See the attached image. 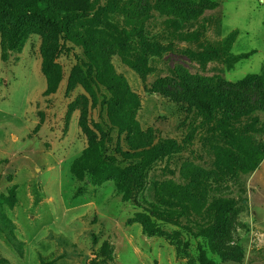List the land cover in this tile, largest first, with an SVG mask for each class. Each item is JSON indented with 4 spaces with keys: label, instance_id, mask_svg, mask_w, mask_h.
Returning <instances> with one entry per match:
<instances>
[{
    "label": "rangeland",
    "instance_id": "1",
    "mask_svg": "<svg viewBox=\"0 0 264 264\" xmlns=\"http://www.w3.org/2000/svg\"><path fill=\"white\" fill-rule=\"evenodd\" d=\"M51 1L87 9L0 12V264H264V0ZM183 84L231 92L240 146Z\"/></svg>",
    "mask_w": 264,
    "mask_h": 264
},
{
    "label": "trees",
    "instance_id": "2",
    "mask_svg": "<svg viewBox=\"0 0 264 264\" xmlns=\"http://www.w3.org/2000/svg\"><path fill=\"white\" fill-rule=\"evenodd\" d=\"M86 6L78 4L74 7H63L54 4L51 0H0V12L8 17H12L15 20H19L24 17H34L42 23L50 26L55 35H65L68 30L69 24L76 20L79 16L85 14ZM246 58V56H244ZM182 80H179L181 82ZM264 79H258L253 81L255 84L263 82ZM175 81L173 79H163L159 81V85L163 88L169 87ZM248 84H237L232 87L236 90L232 93L242 94L245 92ZM259 86V95L263 97L264 100V87ZM183 88L187 89V93L190 95L193 102L198 106V108L205 114L212 116L214 113V106L224 108L225 119L220 122L222 132L231 140V143L239 145L236 142L234 135L229 131L231 121L233 125H251L254 124V120L249 119L250 116L247 113H243L242 109L236 108L231 100V92L226 91V89H210L202 88L199 91L192 90L188 86L183 84ZM196 91V92H195ZM246 100V98H245ZM262 101V100H261ZM240 117V118H239ZM244 118V120H243ZM227 124L228 126H225ZM126 160H132V167L128 168V171L135 174H142L145 169L152 164L158 158V150L148 151L140 154H124ZM111 167L116 169L114 158H110ZM77 163L72 167V172L76 171ZM154 191L152 193V198L157 205L162 207L177 208V204H172L170 202H163L160 200L157 192V188L154 186ZM9 225L13 227V223L9 221ZM204 264V262L202 261Z\"/></svg>",
    "mask_w": 264,
    "mask_h": 264
}]
</instances>
